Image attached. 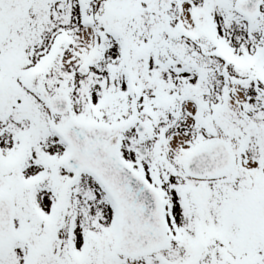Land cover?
I'll return each instance as SVG.
<instances>
[{
    "label": "snow or ice",
    "instance_id": "obj_1",
    "mask_svg": "<svg viewBox=\"0 0 264 264\" xmlns=\"http://www.w3.org/2000/svg\"><path fill=\"white\" fill-rule=\"evenodd\" d=\"M0 264H264V0H0Z\"/></svg>",
    "mask_w": 264,
    "mask_h": 264
}]
</instances>
